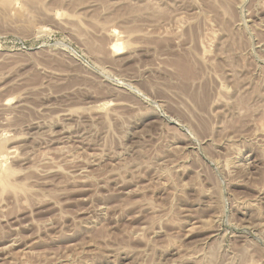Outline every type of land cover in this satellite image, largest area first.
I'll use <instances>...</instances> for the list:
<instances>
[{
    "label": "rangeland",
    "instance_id": "obj_1",
    "mask_svg": "<svg viewBox=\"0 0 264 264\" xmlns=\"http://www.w3.org/2000/svg\"><path fill=\"white\" fill-rule=\"evenodd\" d=\"M0 148V264H264V0H0Z\"/></svg>",
    "mask_w": 264,
    "mask_h": 264
},
{
    "label": "bare ground",
    "instance_id": "obj_2",
    "mask_svg": "<svg viewBox=\"0 0 264 264\" xmlns=\"http://www.w3.org/2000/svg\"><path fill=\"white\" fill-rule=\"evenodd\" d=\"M119 33V32H118ZM113 34H115V33H113ZM114 46V45H113ZM112 48H114V47H112ZM116 50V49H115ZM2 139V138H1ZM1 149V148H0ZM1 154V153H0ZM4 155V154H3ZM3 157V156H2Z\"/></svg>",
    "mask_w": 264,
    "mask_h": 264
}]
</instances>
